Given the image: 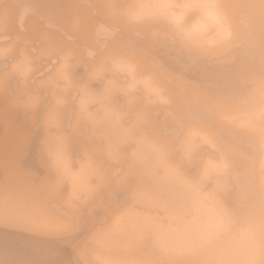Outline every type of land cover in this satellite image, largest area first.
<instances>
[{"label":"bare ground","instance_id":"obj_1","mask_svg":"<svg viewBox=\"0 0 264 264\" xmlns=\"http://www.w3.org/2000/svg\"><path fill=\"white\" fill-rule=\"evenodd\" d=\"M0 264H264V0H0Z\"/></svg>","mask_w":264,"mask_h":264},{"label":"rangeland","instance_id":"obj_2","mask_svg":"<svg viewBox=\"0 0 264 264\" xmlns=\"http://www.w3.org/2000/svg\"><path fill=\"white\" fill-rule=\"evenodd\" d=\"M118 95L124 97V95L121 94V93H118ZM27 109H28V110H27ZM27 109H26V111H28V112H29L30 110L32 111V108H27ZM31 116H32V114H31ZM28 118H29V120H27V122L29 121L28 123H30V122H34V120H35V119H33V121H32V120L30 119L31 117H28ZM32 118H34V117H32ZM23 124H24V123H23ZM26 124H27V123H25L24 126H25ZM33 124H36V122L33 123ZM30 125H32V124L30 123ZM27 126H29V124H27ZM27 126H25V128H26ZM31 127H34V126L32 125ZM27 129H28V127H27ZM29 129H30V127H29ZM31 130H32L33 133H34L33 128H31L29 131H31ZM37 150H39V148H38ZM38 167H40V168L42 167V170H43V166H42L40 163L38 164ZM37 174H38L39 176L41 175V173H37ZM37 174H36V175H37ZM44 174H46V172H45V173H42L41 176H45ZM64 183H65V182H64ZM57 184H58V183H57ZM57 187H58V186H57ZM57 187H56V188H57ZM62 187H63V186H62ZM62 187H61V188H62ZM63 188H64V187H63ZM114 188H115V187H114ZM117 188H118V187H116L115 189H117ZM59 190L61 191V189L58 188V190L56 189V191H57L56 193H52L53 195L50 194L51 196H54L53 198L50 197V199H52L50 202H52V201H57V200L55 199V196H56V195H54V194H57ZM117 190H119V189H117ZM60 191H59V192H60ZM53 199H54V200H53ZM109 201H110V199L108 200V203H109V205H110L111 202H109ZM57 203H58V201H57ZM106 205H107V204H106ZM111 205H112V203H111ZM111 205H110V206H111ZM64 222H65V220H63L62 222H60L59 224H57V225L60 226V229H59V226L56 225V227H58V229H59V232H61V233L68 234V233L70 232V233L73 234V233H75V232L79 229V227H77V226L74 225L73 223H70V224L67 223V224H68V225L66 224L67 226H66V225L63 226L62 224H64ZM70 227H71V228H70ZM75 229H77V230H75ZM72 231H74V232H72Z\"/></svg>","mask_w":264,"mask_h":264}]
</instances>
